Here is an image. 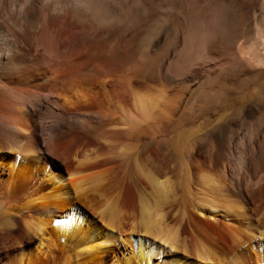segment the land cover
<instances>
[{"label":"bare ground","instance_id":"obj_1","mask_svg":"<svg viewBox=\"0 0 264 264\" xmlns=\"http://www.w3.org/2000/svg\"><path fill=\"white\" fill-rule=\"evenodd\" d=\"M147 1L0 0V264H264V100L187 107L264 45L159 56Z\"/></svg>","mask_w":264,"mask_h":264},{"label":"rangeland","instance_id":"obj_2","mask_svg":"<svg viewBox=\"0 0 264 264\" xmlns=\"http://www.w3.org/2000/svg\"><path fill=\"white\" fill-rule=\"evenodd\" d=\"M138 6L141 9L138 25L148 32V40L143 46L159 56H175L181 51L184 58L189 59L196 53L205 54L208 48L214 46L232 48L239 53V45H243L242 53L249 51L253 55L259 53V47L264 45V0H148ZM263 66L252 63L245 68L237 67L235 72L222 73L211 82L197 86L189 94L187 107L196 101L207 102L215 100V96L223 97L228 91L226 86H222L225 79L239 78L235 85L237 90L246 88L253 98L264 100ZM239 109L241 106L238 103L233 115L238 114ZM211 116L201 123L202 133L209 132L210 135L219 123L218 116ZM112 185L110 183L105 187L103 197L91 194L90 198L102 206L106 200H111L113 194L109 187Z\"/></svg>","mask_w":264,"mask_h":264}]
</instances>
